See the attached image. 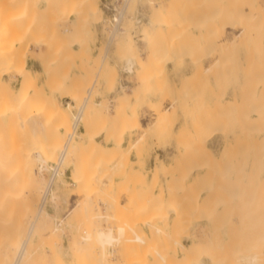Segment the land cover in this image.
<instances>
[{"label": "bare ground", "instance_id": "bare-ground-1", "mask_svg": "<svg viewBox=\"0 0 264 264\" xmlns=\"http://www.w3.org/2000/svg\"><path fill=\"white\" fill-rule=\"evenodd\" d=\"M21 1L22 0H0V76L2 77L3 87H5V90H6V92H5V90H3L4 92H3L2 98L3 97L6 98V99L3 98L4 99L3 102L6 101V103H7V109L0 112V123L2 124V122L6 121V120L14 119V116L17 113L21 112L27 106H28V108L25 109L24 111L30 110L29 107L31 106L30 113L32 112V114H29L30 116L36 115V114H43L42 116L45 115L47 118L50 119L49 120L50 123L54 122V123H52L53 125L56 123H57V125L62 124L61 123L62 121L65 122V125L66 124L68 125L67 122H69L72 119L74 120V123H73V121L72 122L70 121L71 123H73L74 126L71 125V123H70V125L73 126L74 128H73V130H72V127H71V129L68 128V131H69V129H70V131L66 132L67 133L66 134L67 141H65L66 140L65 139L64 140L65 143L62 142L61 146H63V147H60L61 153H60V155L58 154L59 156L57 155V159L53 158L55 156V154H54L55 149L54 148L57 145L59 146L61 144V141L59 142L60 144H58V143L54 144V141H56L55 140L56 138L58 139L59 137H61L60 135L57 136L58 134L56 133V132H59V131H57L59 129L56 130L55 125H54V129L50 128L53 125L52 126L50 125L49 128H48L49 125H46V127H45L43 124H45L47 119L45 120V122H43V124H40L41 128L40 127L37 128V129H39L38 131H41V130L45 131L44 129H46L47 131L49 129L54 130V131H52V133H50V130H49V132H47V134H44V136L57 134L55 137H51V139H48V137H46L47 139L46 138L43 139L42 136H41L42 138L33 139L36 141V144L34 142L35 145H33V147L31 146L32 152H34V155L38 159H40V161L42 163V165L40 166V171L49 162H57L58 166L60 165L61 168H63L62 167L63 164L66 163L65 162L66 155L69 154L68 152H71L73 150V148L76 147L75 148L76 151L73 150L75 153L74 160L72 162L74 164V168H73V170H74L73 175L74 176L71 174V180L73 183L77 182L78 184H80L79 183L80 181H81V183H84L82 180H86V179L81 178V175L84 174L83 177L85 178V175H87V180L89 181L87 183V180H86V182L84 184H89V183H92L93 185L97 184L98 182H96V181H98L99 178L101 177V175L98 174L99 169L97 168V166L102 167L103 169H104V167H106L108 165H113V167H115V168H119L120 166H123V169L125 170V166L122 164V162L119 158V156H120V154H122V152H123V154L121 156H123V158H124L125 157L124 155L126 154V158H127V159L124 158L127 161L126 165L128 166V168L126 169V174L130 170H131L130 172L133 173V170L135 168H133L131 166L132 163H131L130 156L128 155L129 153L127 154L124 151H121V148H123L124 145H122V144L121 145H115L113 147L109 146V148H107L108 146H105V148L108 152V154H107V152L105 153V155H106L105 156L103 154L104 152L102 150L101 151L98 150V149H103V146L99 142L98 135L103 134V137H107L108 135H105V131L110 130V129L111 130L113 129V131H115V132L118 131L117 133L119 134V132L122 131L119 129H123L124 126L126 127L125 124H124V126H121V124H123L125 122L124 119H126V120L128 119L129 114L127 116L124 113H122L121 111L125 112V109L123 108L124 106L125 107L126 106L131 107L133 105V103L136 102V100L138 98H140V96L142 94L139 95L137 93L136 89H131L130 92L124 91V92H121L120 94L118 93L119 95L116 96V99H115L116 103L113 104V109L115 108L116 112H120V113H116L117 115H119V118H120V116L122 117V115L126 116L125 118L122 117L123 120H121L122 118L117 119L118 118L117 116L115 118L114 116L116 114L109 112L108 114H109V116L110 115L111 116L106 117V119L107 118L108 119L103 121L101 118H102V116L104 117L105 114L103 115V114L97 113V114L102 115V116L100 117L98 115V117H96L97 115L96 116L93 115V121H94V118L96 119L93 124H95L96 126H99V124H102L100 126L107 125L108 129H106L104 132L99 131V130H98L99 132H94L95 129H93V125H92V123H91L92 121H91L89 123H91L90 126H92V127L89 126L90 128H88L87 123L85 126L88 128L87 131L85 132L86 139L85 140H83V139L78 140L77 139L80 137L82 138L81 133H84V131L77 132L76 127L79 124V122L83 120V117L86 113V110L88 109L87 106L89 104V96L91 95L92 92H90V94L88 93L89 95L88 96L86 95V97L84 99H82L83 101L81 104H79L78 106L76 105L75 100L79 99L76 91L78 90V88L81 87L82 81L87 77L91 68H89V66H90L89 64H88L89 66L84 64L85 63L84 61H86V57H84V58L80 57L79 58V55L82 52H84V50L82 51V48H80L81 49L80 52L81 51L82 52L77 55V50L79 48L75 45L79 43L78 40L81 37L79 36V38L77 37V39L75 37L77 36L76 33H78L80 28H81L82 21L80 18L84 17L85 19H82L83 21L92 22L93 20H95L97 18L99 20H101V18L104 16V15L102 16V13L105 11L103 10L102 6L99 4V0H33V2H32V0H28L27 3L25 2L26 5H25V7H23L24 9H21V7H19V5L22 6L20 4ZM30 1H31V3H28ZM130 1L131 0H126V3L124 4L123 8L120 9L121 12L119 14L114 15V18L112 19L114 21V26H115L114 31H118V32L120 31L121 33L127 32L129 27H127L123 24V17H125V12L128 8ZM179 1L180 0H148V4H149L151 9L154 10V9H157L159 6L162 7L161 12L159 11L160 13H157L156 10L154 11L158 15H160V16L162 15V16L161 17L159 16L160 22H155V20H154V21L150 22L149 25L145 24L146 26H144L142 28V31L140 32V37H139L140 39L146 38V40L149 44L148 60L149 61L152 60L151 62H153L154 59H157L155 57L158 56L157 54L160 51L163 53L162 48L164 45L161 46V49L159 48L160 47L159 45L163 42L165 37L169 36L170 41L168 40L169 38L166 41L170 42V44L165 45V47L168 46L167 47V49H168L167 54L169 53V55H170V56L168 55L170 57V59L167 62H171L173 64L174 73L176 75H178L177 76L178 80L180 79L179 83L178 82L174 83V84H176V86H179L180 84L182 85L184 82H182L181 80L185 79V81H186L187 79H189L190 76L194 75L195 72H197V73L202 72L203 73V70L205 72H208L211 69L213 71V69L216 68V66H217V68L221 69V72H223L222 70L226 69L229 66V62H230V64H232L231 61L227 62V59H226V62H223V58L224 57L226 58L225 55L227 54V50L229 49V47H231L233 45L236 46V43H238V41H239L236 38L240 37V35L243 32V30L242 31L239 30L236 33L234 32L235 35L238 36V37L234 36L235 38L232 37L233 35L231 36V39H230V36H228L229 38L227 37V35L230 31L229 28H234L237 24V23L234 24L235 20L238 19V17L236 16L237 19L236 18H235V20L233 19L234 22L231 20V16L229 15L230 10L227 6H225V7L228 9H225V7H224V9L226 11H224V9H223L222 12H221V10L219 11L220 7L212 8V10L214 9L215 12L213 11V13H212L213 15L210 16L211 18L209 20L204 18L205 15L202 16V14H200V17L201 16L203 17V18L201 17L202 18L201 20L196 18V20L193 19V21H192V19H191V22H193V24L187 25L188 21H186L187 19H185V17H184L185 15L181 11L183 9H181V7H180V9H179V7H176V9H175V6H176L175 4L178 3ZM198 1H200V0H198ZM41 2L47 4V6H37ZM193 2H194V0H193ZM197 3H199V2H197ZM232 7H230V9ZM182 8H184V7H182ZM235 8L233 7L231 10H233ZM197 9H199V7ZM216 9H218V11ZM236 9H239V10H237L239 15H240V13L243 12L242 8H236ZM236 9L234 11H236ZM97 10H99V14L96 15L97 18L94 17L95 18L94 19L93 16H95V15L93 13ZM158 10H159V8H158ZM199 10H202V11H200L202 13L206 11V9H205V11L203 9H201V7ZM212 10L208 9V14L207 13H205V14H207L208 16L211 15V14H209V12H212ZM187 12H188V8H187ZM72 13L78 14L77 15L78 18L76 16L70 18V15ZM180 13H182L184 16L181 15ZM192 13H193V11H192ZM226 13H227V15H226ZM190 14H191V12H190ZM79 15L80 16L82 15V17H80ZM189 15H187V13H186L187 17ZM228 15H229V17H228ZM159 17H157V18L155 17V18L158 19ZM181 17L182 18L184 17V19H185L184 22L187 24H185L182 20H180ZM190 17H188V19ZM194 17H195V15H194ZM161 19H162V21H161ZM177 20H180L181 23L183 22V25L185 24L184 26L182 25V29L186 32V34L184 32L185 35L183 37L181 36L182 38H180V36L178 34V33H180V30L179 29H178L179 31L177 30V28L179 26V24L177 23ZM197 20H199V21H197ZM239 20H242V19L240 18ZM104 21H105V19H104ZM108 21L111 22V20H109V16H108ZM129 21L131 23L134 22V21L132 22V20H129ZM196 22H198V24H196ZM19 23H20V25H19ZM48 23L51 24V26ZM60 23H64V24H66L64 26H68V28L67 29L65 28V29L67 31H69V35H70V31L71 32L73 31V33L76 34L74 36V39H76L77 41L74 42L73 44L70 43L71 44L70 45L66 39V42L68 43V47L70 48L69 52H72V53L76 52V53H74V55L77 56L75 60L73 58L74 62H71L70 63L71 65H66L67 63H69L68 58H67L68 55L66 56L67 62L65 59H64L65 61L61 60L62 54L64 56V52L62 49H61L62 50L61 58H57L56 56L55 57L51 56L50 51L52 52V50H51V46H49V45L48 46L50 48H48L46 50L47 51L49 50L48 54H50V55L47 54V51L44 52L43 48L38 47V50H40V52L37 50H36L37 51L36 52L32 49L33 45H37L35 42V39H37V38L41 39V37L45 35L44 33L46 32L45 30L47 28V27L44 28V26H46L45 24H47V26H49V27H51V29H53L52 24H53V26L55 25V28H56L58 24L61 25ZM181 23H180L179 28L181 27ZM240 23H241V21H240ZM126 24H127V22H126ZM16 25L18 27H16ZM132 25H134V24H132ZM175 25H177V26H175ZM236 27H242V26L240 25V26H236ZM236 27H235V29H237ZM257 27L259 29L257 30V28H256L257 31H256L255 36H254L255 37V43H254V47H253L254 50L253 51L250 50L251 52L254 53V54L252 53L253 55L251 57V60H252V67L254 66L253 69L254 68L256 69L255 70L256 72H253L255 75L252 74V77H254V76L257 77L255 81L254 80L250 81V79H248L250 82H247V81L243 80L244 78L242 76L243 75L242 73H244V72L242 70V66L244 64H242V65H240V67H241L240 70L237 71V76L235 78H233V81L231 82L232 83L231 90L224 89L225 91L221 90L219 92V90H215V87L212 88L213 86L211 87V85H210L209 89L212 88L213 91H211V92H213L215 94L210 92L212 95H209L207 97L208 94L206 93L207 95H204V96H206L205 98H199V96L193 97L195 99L199 98V101H198V99L192 100V97H191L192 102L190 103L187 101V98H188L187 96H185L186 99L183 101L179 100V98L177 96L172 98V99H168V101L169 100H172V101L171 102L169 101L170 103L168 102L167 104L164 105L163 111L165 110V112L167 111L170 115L172 114L175 117V118L173 117V119L178 120L179 117L181 116V120H182L181 124L178 127V131H177L178 133H176V139L171 141V142H166V144H164V145H166L165 148L168 149V151L170 152L169 154L171 155V159L168 161L167 160L164 161L163 159H161L162 157L160 158L159 155L156 156V158H157L156 164H154L150 169H145L146 173H142V172L140 173V170H137L138 168H136V172L137 171L138 172H137V174L135 172L134 173L138 176L140 175L141 176V177L139 176L140 178H142V176H145V178L143 177V181L138 184V188H134L133 186H131V190L129 193H131V191H132L131 195L133 194V197H134V196H136V195L138 196L140 194V193L134 194L136 192V190H137V192H138V190L143 191L144 194L141 192L142 196L144 195L143 202L139 203L138 205L136 204L137 207L134 206L135 210L130 208V203H128V205H129L128 207L131 210H134L133 214L131 213V210L129 209L127 213L124 212L125 213L124 216L121 213L123 218L118 220L119 217H117V219H116L118 221L117 224H114L113 226L111 225L107 229H100L98 231V234L96 236L98 237L97 240L100 241L101 244L100 243L99 244L102 247H105L108 245H110V246L119 245L120 246V244L122 246V244H126V243L128 244L129 243V246H128L129 249L127 247H125V245H123L126 248V251L131 250L130 247L133 248V250L131 252L135 253V255H137V256H135L133 254H132V256H134L136 258L138 256L139 257L142 256L141 258L142 259L144 258V260H143L144 264H190L191 262H195V256L194 255L196 253L198 254V252L206 253L204 255L210 260V262L212 264H237V261L240 259L245 260L248 264H264V226L255 224L256 222L260 223L262 219H260V221H259V220L255 219V217H254V215L256 216V218L258 216L257 215L258 213L256 211L258 209V206H257L258 202L257 201L259 199H257V200L255 199V201L257 202V205H256V202L254 201V199L251 201V202L254 201L255 203L253 202V205H256L253 207V209L257 208L255 211L256 213L254 212L255 214L252 212L254 210L251 211L252 208L250 206L248 208V205H247V208L250 211L248 213L254 214L253 216L252 215L250 216L247 213H245V211H246L245 209H247L245 206H244V208H241V206L240 207L237 206L238 204L236 205V207H234V208L232 207L231 210H230V208H229V210H225L224 208H226V206H227L225 204L226 200L227 199L230 200V198H231V197L228 198L229 193H231V191H229L230 185L227 186V184H226L227 182L230 181V178H228L230 176V175L228 176L229 168L227 170L228 172H226L224 170V168L220 169V170H222V171L224 170L226 172L225 174L222 175L221 174L222 171H220L221 175L218 174V175H220L218 178H220L221 180H222L221 176L224 177L223 178L224 180L221 181L222 183H220V180L216 177L215 173L210 174L208 172L210 174V176L208 175L209 177L207 178V174H206L207 168L209 169V167L216 166V164H218V163L220 165H222V162H224L223 160L227 156L226 153L230 152L231 149L227 150V148H229V145L231 144L230 143V140H231L230 134L227 131V129L224 128V126L219 127V126H216V124L214 126L213 123L210 124L212 126V128L208 129L209 132L207 134H204L205 132L202 133V131H205L204 127L201 129L202 124L211 122V120H209L211 117H213V118H211L212 120L216 117L214 119L215 120L214 123H216V119L217 118L219 119L218 115L220 113L221 114L224 113L223 117H225V119H226L229 116L227 114V112H228L227 108L230 107V106H227V103L229 101L231 102L232 105L236 104V107L238 106V108L240 109V111L239 110H237V111L240 112V117L242 118L243 122L238 124V125L235 124L236 130L235 129L234 130H235L237 142L239 141V143L236 142L237 144H234L232 147H233L234 151H235V149H234L235 145L237 146V147L235 146L236 149H238V146H239V149L241 148L240 149L241 154H240L239 158H241L242 162L245 161V163L241 169V175H240V177L239 176L238 177L240 178V183H244V182L246 184L249 183V185H250L249 188L252 191L250 190V192H249V190H248V195L254 194V196H252V197L256 198L257 196H255V195L258 192L261 193L262 190L264 191V127L263 126H262L263 128L261 127L263 130H261L259 133H258L257 129L255 128L257 126V128L260 129V127H258L259 126L258 123L261 124V122L264 121V95L262 93H261V95H255V93H256L255 90L257 89V85L264 82V76H262V75H264L263 74L264 73V70H263L264 69V44H263L264 41H263L262 35H261L262 32L260 33V31H259L262 29V27L258 26V25H257ZM260 27H261V29H260ZM194 28L198 29V30H199V28L200 29L205 28V30H202V32H200V31L198 33L195 32V35L197 36L196 41L193 40V39H195L196 36L192 35V36H194V38H193V37H191V33H190L191 32L190 30H193ZM173 29H175L174 31L177 30L178 33H174V31H172ZM242 29H245V28H242ZM61 30H59V31H61ZM66 30H65V32H66ZM54 31H56V30H54ZM232 32L233 31L231 29L230 35L232 34ZM247 32L249 33V31H247ZM49 33H52V32H49ZM49 33H47V34H49ZM61 33L63 34V31H61ZM181 33H183V32H181ZM199 33H200V38H199ZM246 33L244 34L243 37L246 36ZM52 34H54V33H52ZM112 34H114V32ZM192 34H194V33H192ZM63 35H65V33ZM71 36H73V35H71ZM45 37H47V39H48V36H45ZM56 37H57V35L54 36V39ZM110 38L113 39V37H110ZM245 38H247V37H245ZM50 39L51 38L49 37V40ZM71 39H73V38L71 37ZM71 39H70V41H71ZM39 41H38V44H39ZM132 41H133V36H131V34H127L126 42H123L124 45L122 42H121L122 44L121 43L118 44L120 41L117 39L118 43L117 42L116 43L118 44V46L121 45V47H120L121 49H119V51H120L119 52V58L134 59L133 54L136 52L135 50L137 47L133 44ZM166 41H164V42L168 43ZM82 42H81V44H82ZM46 44H47V42H46ZM53 44H54V42L51 43L50 45H53ZM60 45L65 48L64 45H62V44H60ZM205 45L207 47H209L206 50H205V47H206ZM68 47L66 46L67 49H68ZM177 47L182 48V49L178 50ZM107 48H108V46H107ZM231 49H230V53L232 52ZM64 50H66V49H64ZM53 51H55L54 48H53ZM55 52L57 53V51H55ZM72 55H70V56L72 57ZM74 55H73V57H75ZM168 56H167V58H168ZM30 57H36L39 60L40 65H41V70L39 69L40 71L33 70L32 68H30L28 66V59ZM58 57H60V56H58ZM101 57H102L101 55L100 56L94 55L92 57V62L96 63V65H94V67L92 66V69L95 73L94 75H96L97 78H101V77L106 76L105 75L106 73L104 72V65H105V63H107L106 62L107 56H104L103 58H101ZM164 57L166 59V56H164ZM209 57H211L212 60L210 62L205 61ZM162 58H163V56H162ZM143 59H142V62L140 63V59L139 58L137 59V55H136V59H134V60L138 64V69H139V66H141V65L145 66V63H144L145 60H143ZM161 60L158 59V61H161ZM247 60H249V59L247 58ZM251 60H249V62ZM240 61H241V59H240ZM156 62H157V60H156ZM246 62L248 63V61H246ZM159 63H157V64H159ZM81 64L82 65L84 64V65L82 66V68L80 70H77L76 66H78V65L81 66ZM110 64H113V63L111 62ZM152 65L153 64H151V66ZM154 65H155V63H154ZM245 66H246V64H245ZM113 67H111V68L113 69ZM252 67H250V68H252ZM142 69L144 70L145 67ZM114 70L116 71L117 69L114 68ZM188 70H189L190 74H188ZM218 70L219 69H217L215 75L217 74ZM262 70H263V72H262ZM109 71H110V69H109ZM115 71L113 72L114 75H116V73H117V72L115 73ZM214 71H215V69H214ZM228 71H229V69H228ZM142 73L144 74V71H142ZM90 74H91V72H90ZM222 74H224V73H222ZM44 75H46V77L41 78ZM248 77L251 78V76H249V75H248ZM214 78H216V76ZM66 79H68V80L70 79L71 82L68 83ZM218 79H220V78H218ZM17 81H18V86L16 87ZM87 85H89V84H87ZM150 85L151 84H149V86ZM181 85L179 86L180 88H181ZM0 86H1V83H0ZM184 86L186 87V85H183V89L185 90ZM44 88H48L49 92H46L47 90L42 91ZM90 88H92V87L90 86ZM217 88H218V85H217ZM66 89L67 90L71 89V90L75 91L76 93L71 91V90L70 91L68 90L70 93L73 92V94L71 93L70 95H66V98L68 97V100L65 103H61L59 100H57L56 102H54L55 100L53 102H51L52 97H53L52 96L53 92H60V91L66 92L67 91ZM149 89H151V88L149 87ZM91 90H93V89H91ZM179 90L181 91V89H178V90L175 89L176 92H174V93L179 92ZM214 90L218 91L219 93L215 92ZM206 91L209 93L208 90H206ZM64 92H62V93L64 94ZM153 92H155V91H153ZM4 93H6V94L4 95ZM162 95H164V93ZM173 95H175V94H173ZM200 95H202V94H200ZM160 96H161V94H160ZM189 96H190V94H189ZM168 98H170V97H168ZM131 99H135V101L131 102ZM147 99H149V98H147ZM1 101H2V99L0 100V102ZM93 101L90 100L91 104H94V102H95L94 106L103 105V104H101V100L94 101V102ZM247 104H249L251 106V108L248 106V108H249L248 111H246L248 108H246V110L244 109V107L247 106ZM38 105L41 107H39ZM159 105H160V103L158 104V107L162 106V104L160 106ZM34 106L35 107L38 106V107L33 109ZM103 106H105V105H103ZM155 106H157V105H155ZM0 107H2V106H0ZM75 107L77 109L76 112L73 111V109ZM100 107H99V109H100L99 112L102 111ZM106 109L107 108L105 106V110ZM88 111H91V109ZM97 111H98V109H97ZM97 111H95V112H97ZM129 111L132 112L131 110H129ZM27 113H28V111H27ZM160 113H162V111H160ZM22 114H23V111L21 112V117L23 118L25 116V114H23L24 116ZM120 114H122V115H120ZM214 115H215V117H214ZM18 116H20V115H18ZM45 116H44V118H45ZM106 116H108V115H106ZM16 117H17V115H16ZM130 117H133V116L131 115ZM171 117H169V118L171 119ZM136 118H134V119L136 120ZM138 118L140 120V117H138ZM207 118H209V119H207ZM88 119H89V117H88ZM157 119H158V117H157ZM163 119H160V120H163ZM220 119H222V117H220ZM236 119H238V118H236ZM57 120L59 123L57 122ZM60 120H62V121L60 122ZM155 120H156V117H155ZM205 120H206V122H204ZM207 120H209V121L207 122ZM20 122L21 121L19 120V122H18L19 125H20ZM84 122H85V119H84ZM127 122H129V121H127ZM154 122H156V121H154ZM227 122L226 121L224 122L227 125V126L225 125V127H228ZM221 123H222V121L220 122V124ZM27 124H24V126L26 127ZM37 124H38V122H37ZM130 124H131V122H130ZM5 125H4V127H2L3 125L0 126V128H5ZM32 125H35V123L34 124L32 123ZM100 126H99V128H101ZM128 126H130V125H128ZM7 127H11V126H9V124H8ZM251 128H254V130L253 129L251 130ZM8 129H10V128H8ZM8 129H7V132H9ZM15 129H14V132H16ZM17 129L20 132L19 129H21V128H17ZM35 130H36V128H35ZM66 130H67V126H66ZM139 130H141V129H139ZM170 130H169V132H170ZM22 131L23 130H21V132H20L21 134L20 133L19 134L24 138L25 136H23V135H25L26 133L23 134L24 131H23V133H22ZM43 131H41V132H43ZM2 132H6L5 129L2 130ZM63 132H65V129L63 130ZM115 132H113L114 135L112 137L119 136ZM36 133H38V132H36ZM48 133H50V134H48ZM110 133L113 134L112 132H110ZM121 133H123V132H121ZM1 134H3V133H1ZM19 134H17L18 136H16V137H18V140L21 137V136L19 137ZM28 134H29V130H28ZM59 134H61V133H59ZM107 134H109V133H107ZM145 134H147L145 132V129H142V132H140L139 136H137L138 140L137 141L133 140L134 142L132 141V143L129 145L130 147L128 146V149L136 146L137 145L136 143H138V141L142 137L144 138V136H146ZM174 134L175 133H172V135H171V136H173V138H175ZM216 134H220L222 136L221 140L223 142L222 147L218 152H216L214 147H212L209 144L210 138H212ZM4 135H6V134H3V137L5 138ZM27 136L28 135H26V137ZM16 137H15V140L17 139ZM22 137L20 140H23ZM29 137H30V135H29ZM108 138H110V137H108ZM45 139L48 141H45ZM198 139H201V141L198 143L197 142L195 143V140H198ZM15 140L13 138H5L4 143H1L3 141L0 139V147L4 148L3 151L0 149L1 150L0 151V264H11V262H12V264H21V262L23 261V258L26 254L27 249H28L27 246L29 245V237L27 236L28 238L25 237L26 239L22 240L16 236L18 232H21L23 230L25 231L24 225H22L21 221H18L17 218H18L19 214L21 215V212L23 213L22 208L29 205V203L31 204V197L34 195L39 196L36 192H34V190L37 191V189H33L29 186L28 179L30 178V176L25 173V164H26L25 158L27 157L26 155H25V157L23 156V152L26 148L25 144L24 143H22V144L15 143L14 142ZM58 140H60V139H58ZM61 140L63 141V139H61ZM74 140H75V144H74L73 148H71V145H72L71 143ZM99 144H100V146H102L101 148H98ZM238 144H240V145H238ZM30 145H31V143H30ZM17 147L18 148L23 147L24 148V150H22L23 152L21 151V153H20V149H18ZM230 147H231V145H230ZM77 148H79V149L77 150ZM247 148L250 149L248 152H247ZM16 149H17V152H16ZM27 149H29V148H27ZM233 150L231 151V153H233ZM25 154L28 155L27 150H26ZM112 156H116V157L113 158ZM234 157H236V156H234ZM111 158H113V162H110ZM227 158L230 159L229 154H228ZM17 159H18V161H17ZM228 159H225V160L227 161ZM138 160H140V158ZM140 162L144 163V161H141V160L139 161V163ZM228 162H230V161H227V163ZM242 162H241V165H242ZM142 166L143 165H141V168H142ZM228 166H229V164H228ZM235 167H236V165H235ZM102 168H100V169H102ZM107 169L110 170L111 168L107 167ZM210 169L208 171H210ZM226 169H227V167H226ZM103 171H106V168ZM217 171H219V169ZM204 173L206 175H204ZM234 175L236 176V171H235ZM201 176H206L205 180H203L204 178L201 179ZM214 177H216L217 179ZM106 178L108 180H110L112 177L110 178V176H107ZM162 178L166 179L165 184H162L160 182V180ZM235 178L237 179V176ZM227 179H229V180H227ZM223 181H225V182H223ZM234 181L235 180L233 178L232 182L234 183ZM115 182H116V180H115ZM101 184H102V182H101ZM103 184L105 185L107 183L105 182ZM103 184H102V186H104ZM116 184H118V183H116ZM219 184H221L223 186L226 185V186H224L222 189H219L221 187ZM235 184H231V185L235 186ZM43 185H44V183H43ZM93 185H90L89 189L88 188L85 189V187H84V191L87 190V193H88V191H90V188H93L92 187ZM107 185H109V184H107ZM218 185L220 187H218ZM44 186H46V185H44ZM156 186H158L157 189H155ZM238 186L241 189L242 185L238 184ZM78 188H79V186H78ZM120 188H121V186H120ZM123 188H125V187H123ZM123 188L120 191H126L127 190V189L123 190ZM232 188H234V187H232ZM232 188H231V190H232ZM235 189H233V190H235ZM245 189H247V188L245 187ZM40 190H42V189H40ZM108 190H110V189L108 188ZM103 191L106 192V190H103ZM241 191H239V193ZM236 192L237 191H235V193ZM85 193L86 192H84V194ZM100 193H101V191H100ZM122 193L129 194L128 191L122 192ZM235 193H234V195H238ZM246 193H247V191L244 192V195H246ZM40 194H41V192H40ZM91 194H92V191H91ZM219 194L223 195V197H224V198H222V201H224V199L226 198L224 201L225 203L223 202V204L221 205V207L224 205H225V207L224 208L222 207L223 209L221 208L222 210L218 214L215 213V214H217L215 216L212 213L210 214V212H211V210H210V212L208 214L212 215V217L208 216L205 218H201L202 220H204L203 224L201 226V233L198 234L197 232H195V231L193 232V230H192L193 233H191V235H189L190 242L188 244H186L183 241L180 242L179 240H177V237H175L176 240H174L173 242L177 243V245L179 247H181L182 253L179 255L172 254L171 250H170V246H168V244H166L167 243V241H166L167 240V238H166L167 234L165 236L166 231L164 230L167 227V219L168 218L166 219L167 216H165V214H164L168 211L167 209H169V210L174 209V211H172L171 213L173 214L174 217H176V219L180 220L181 213H183V211H182L183 203L186 204L188 202V204H189V202H190L193 204V205L191 204L192 206L196 205L195 210L198 209V211L199 210L201 211L202 207L209 204L208 202H206L204 200H207L210 202V200L214 199V197L215 196L217 197ZM241 194H243V193H240L239 196H241ZM106 195H108V194H106ZM244 195H243V197H244ZM261 195H263V194H260L258 196H261ZM40 196L42 197L43 194H41ZM127 196H129V195H127ZM41 197H40V199H41ZM263 197L264 196L261 197V200ZM113 199H116V198H113ZM201 199H202V201H204L203 204H205V203H207V204L203 205L201 203L202 202ZM245 199H248V198H246V197H244L243 199L241 198L242 203H243V200H245ZM133 200H137V198L133 199ZM220 200H221V198H220ZM233 200L236 201V199H234V198H233ZM241 200H240V202H241ZM249 200H250V197H249ZM43 201H44V199H41V203L39 202L40 208L38 207L39 208L37 211L38 213H37L36 217L34 216L35 218L32 220L31 224L29 225V230H28L29 236L32 235L31 234L32 232L34 233L33 230H35V228H36V225L38 223L40 215L44 212ZM199 202L202 204L201 207L200 206L197 207L199 205L198 204ZM240 202L237 201L236 203H240ZM117 203L118 202H116V204ZM123 203H125V201L122 202V206H123ZM245 203H246V201H245ZM245 203H244V205H245ZM262 203H263V201H262ZM250 204H252V203H250ZM259 205H261V204H259ZM262 205H264V203ZM242 207H243V205H242ZM190 209H192V207H190ZM219 209L217 208L218 211H219ZM261 209H263V207L260 208V210ZM217 210L215 207V210L213 209L212 211L215 212ZM260 210L258 212L261 213L260 216H262L263 213ZM207 212H208V210H207ZM186 213H187V211H186ZM199 213L200 212H198V215H199ZM201 213H203V212L201 211ZM182 215H184V213ZM190 215H192V214L190 213ZM145 216H147V219L144 218ZM204 216H206V215L204 214ZM186 218H187V216H186ZM258 218H261V217H258ZM174 219L175 218H173V220ZM192 219H195V218H192ZM179 220H174V221L179 222ZM184 220H185V217H184ZM190 220L191 219H189V221ZM252 220L254 221V223ZM197 221H199V218ZM178 222H176V225L178 224ZM199 222H198V224H199ZM181 223H183L182 220H181V222H179V224H181ZM187 223H189V222H187ZM262 223L264 224V221L261 222L260 224H262ZM168 224H170V223H168ZM193 224L195 225V224H197V222L193 221ZM178 228L181 229L180 225ZM186 230L187 229H185V231ZM176 231H179V230H176ZM149 233L153 234V236H154V234H157V233H158V235L162 234V236H161L162 238L160 240H156V242L150 247L147 245V243L149 241ZM158 235H156L157 239L160 238V237L158 238ZM89 238H90V235H89ZM164 241L166 243H164ZM171 241H172V239H171ZM20 244H21V246H19ZM18 246H19V248L21 247L20 249H18V252L19 251L20 252H19V254L17 253L18 255H15L16 258L15 257L13 258V252L16 250V247H18ZM171 246H173V245L171 244ZM134 248H136V249L138 248V249L142 250L141 254L139 253L140 251L134 252V250H136ZM116 250H117V248L115 247V251ZM124 251H125V249H124ZM131 252H129V253L131 254ZM109 253H110V255H112L113 251H110ZM130 254H129V256H130ZM197 254H196V256H197ZM199 257H201V256L199 255ZM115 259L118 260L120 258L118 257ZM10 260H11V262H10ZM129 260L131 261V259H129ZM113 262H114V264H116L115 262H117V261H113ZM119 262H117V263H119ZM138 263H136V264H138ZM120 264H121V262H120ZM128 264H129V262H128Z\"/></svg>", "mask_w": 264, "mask_h": 264}, {"label": "rangeland", "instance_id": "rangeland-1", "mask_svg": "<svg viewBox=\"0 0 264 264\" xmlns=\"http://www.w3.org/2000/svg\"><path fill=\"white\" fill-rule=\"evenodd\" d=\"M27 1L28 0H22L21 3H20L22 6L19 5V7H21V9H24L23 7H25ZM32 2H33V0H32ZM197 2H199V3H197ZM28 3H31V1L28 2ZM125 3H126V0H99V4L102 6L103 10L105 11V12L102 13V16L103 15L104 16L101 18V20H99L97 18V16H96V15L99 14V10H97V11H95L93 13L95 15V16H93V18L95 17L97 19L94 18L95 20H93L92 22L83 21L82 19H85V18L84 17L83 18H80V17H82V15L81 16L79 15L80 16L79 18L81 19L82 23H81V28H80L79 32L76 33L77 36L75 38L77 39V37L79 38V36L81 38H79V40H78L79 43L76 44L75 46H77L79 48L77 50V55L80 54L84 50V52H82L79 55V58L80 57H82V58L86 57V61H84L85 62L84 64L87 65V66L90 65L89 68H91V70H90L91 74L89 72V74L87 75V77L83 80L84 82L82 81L81 87L78 88V90L76 91L77 94H78V97H79L78 100H75L76 105L78 106L79 104H81L82 101H83L82 99H84L86 97V95L88 96L90 94V92H92L91 93L92 96L91 95L89 96V104L87 106L88 109L86 108L87 110H86V113H85V115L83 117V120L80 121L79 124L76 127L77 128V132L84 131V133H81L82 138L80 137V138H77V139L78 140H81V139L85 140L86 139L85 132L87 131L88 128L92 127V126H90L91 123L93 125V129L96 130V131L94 130V132H99V131L104 132L106 129H108L107 128V125L100 126L102 124H99V126L101 127V128H99V126H96L95 124H93L94 121L96 120L94 118V121H93V115L94 116L97 115L96 117H98L99 114H103V115L105 114L104 117L102 115H99L100 117L102 116L101 119L104 121V120H107L108 119V118L106 119V117H110L111 116V115L109 116V114H108L109 112H111L113 114L120 113V112H116L115 108L113 109V104L116 103V100H115L116 99V96H118L121 92H124V91L130 92L131 89H136L137 90V93L139 95L142 94L140 96V98H138L136 100V102H134L135 99H131V102L132 101L134 102L133 105L131 107L130 106H126V107L124 106L123 108L125 109V112L124 111H121L122 113H124L127 116L129 114L128 119L127 120L124 119L125 122L123 124H121V126H124V124H125L126 127L124 126L125 128L123 127V129H119V130H122V131L119 132V134L117 133L118 131L115 132V131H113V129L112 130L110 129L111 131L110 130L105 131V135H108V136L107 137H102V136L98 137L100 144L103 146V149H98V150H100V151L102 150L104 152V153L103 152L102 153L105 155V153L107 152L105 146H108L107 148H109V146L110 147H113L115 145H121V144L124 145L123 143H124V140H125V136L126 137H129V141H128L127 146L124 145V147L121 148V151H124L127 154L129 153L128 155L130 156V153L133 150H135L136 151V154L140 158V160L141 161H144V163H142V162L139 163L140 160L137 161V164L139 166L137 170H140V173L141 172L142 173H146V170L145 169H150L153 165H147L146 164V167H144L145 159H149V158H152L153 157V151L155 150V148H162V146L165 148L166 145H164V144H166V142H171V141L175 140L176 139V133H178L177 132L178 131V128H177V125H176L177 119H173L174 116L172 114L170 115L167 111L166 112H165V110L163 111L164 105L167 104L169 101L170 102L172 101V100H169L168 101V99H172V98H174V97L177 96L179 98V100H182L183 101V100L186 99L185 96H187L188 97L187 98V101L191 103L193 99L194 100L198 99V101H199V98H205L206 97L204 95H207L208 94L207 97L209 95H212L211 93H213V92H211V91H213L212 88H214V87H215V90H219V92L221 90H224V89L231 90V85H232L231 82L233 81V78H235L237 76V71L240 70V68H241L240 65H242V64H244L242 66V70L244 72V73H242L243 74L242 76L244 78L243 80L244 81H247V82H250V81H253V80L255 81L256 80V78H257L256 76L252 77V74L255 75L253 72H256L255 71L256 69L255 68L253 69L254 66L252 67L251 57H252V55L254 53L251 52V51L254 50V48H253L254 47V43H255V37L254 36H255L256 31L259 29L257 27V25L262 27V29L260 27V29L262 31L261 30H259V31H260V33L262 32L261 35H262V39L264 41V5H263L264 4V0H200V1L194 0V2H193V0H190V1L189 0H186V1L185 0H180L178 3L175 4L176 5L175 6V9H176V7H179V9L181 7V9H183L181 11H182V13H184L185 16L182 13H180V14L183 15L185 17V19H187L186 21H188V24L184 22L185 21L184 17L183 18L181 17L180 20H182L187 25H192L193 24V22H191V19H192V21H193V19L196 20V18L201 20L203 18L202 17L203 15H205L204 18H206V19L209 20L211 18L210 16L213 15L212 13L214 11V9L212 10V8H218V7H220L219 8V11L221 10V12H222V10L224 9V7L227 6L229 8V10H230L229 15L231 16V20L234 22L236 16L238 17V19L236 18L237 20H235V23L234 24L237 23L236 26H240V25L242 26V27H236L235 26L237 29H235V27L234 28H229V30L231 31V29H232L233 32L230 35V31H229L227 37L230 36V39H231V36L232 35H233L232 36L233 38L238 37V36L235 35V33L238 32L239 30H241V31L243 30V32L240 35V37L236 38V39L239 40L238 43H236V46L233 45V46L229 47V49H228L229 51L227 50V54L228 55L225 53L226 54L225 55L226 58L225 57L223 58V62H226V59H227V62L228 61H231L232 64H230V62H229V66L226 69H223L222 70L223 72H221V69L220 68H217V66H216V68L220 70V71L218 70V72H217L216 75H215V73L217 71L216 68H214L215 71H214V69H213V71L211 69L208 72H205L203 70V73L202 72L201 73L200 72L199 73L195 72V74L192 75V76H190L189 79L186 78L187 79L186 81H185V79H182L181 80L182 82H184L182 85L180 84L181 85V88L179 87L180 85L179 86H176V84H174L175 82H178L179 83L180 79L178 80V77H177L178 75L174 74V70L171 69V66L169 65V62H167L170 59V57H169L170 55H169V53L167 54V51H168L167 47L168 46L165 47V45L166 44L167 45L170 44V42L166 41L169 38V36L165 37V39L162 42L163 44L161 43L159 45L160 46L159 47L160 49H161V46L164 45L163 48H162L163 49V53L160 51L157 54L158 56L155 57L157 59H154L153 62H151L152 60L151 61L148 60V57H149V55H148L149 44H148L146 38H143V39H140L139 38L140 37V32L142 31V28L144 26L149 25L150 22H152L154 20H155V22H160V17L162 15L160 16L157 13H160L161 12L162 7L159 6L158 7L159 10H158V8L153 10V9L150 8V6L148 4V0H131L129 2L128 8H127V10L125 12V17H123V24L125 26L129 27L128 30H127L128 33L127 32L126 33H121L120 31H119L120 32L119 33L118 31H114L115 26H114V21L112 19H113V17H114L115 14H119L121 12L120 9L123 8V6H124ZM37 6H47V4L41 2ZM232 6L234 8L235 7L236 8H242V11L243 12L241 11L242 13H240V15H239V13L237 12V10H239V9H236L235 8L236 11H234L235 9L231 10L233 8ZM182 7H184V8H182ZM198 7H199V9L201 7V9H203L204 11L206 9V11L202 13V12H200L202 10L197 9ZM230 7H232V8L230 9ZM187 8H188V12L189 13L187 12ZM228 8L225 7V9H228ZM208 9L212 10V12H209V14H211L209 16L207 15L208 14ZM225 9H224V11H226ZM155 10H156L157 13L154 12ZM216 10L218 11V9H216ZM192 11H193V13H192ZM190 12H191V14H190ZM186 13H187V15L190 14L188 16V17L191 16L189 19L186 16ZM205 13H207V14H205ZM200 14H202V16H201L202 18L200 17ZM77 15L78 14L72 13L70 15V18L71 17H74V16H76L78 18ZM194 15H195V17H194ZM226 15H227V13H226ZM229 15H228V17H229ZM108 16H109V20H111V22L108 21ZM155 17L156 18L159 17L158 18L159 20L156 19ZM103 18L105 19V21H104ZM240 18L242 20H239ZM128 19L129 20H132V22L133 21L134 22L131 23ZM180 20H177V23L179 24V26H180V23H181ZM161 21H162V19H161ZM197 21H199V20H197ZM240 21H241V23H240ZM126 22H127V24H126ZM183 22L181 23V27L179 28V26H178V28H177V30L178 29L180 30V33H178L179 30L178 31L176 30L177 32L174 31L175 29L172 30V31H174V33H178L179 36H180V38H182L186 34V32L182 29ZM60 24L61 25H59V24L57 25L56 24L57 25L56 28H55V25L53 26V24H52V28L53 29H51V27H49V26H47V24H45L46 26H44V28L47 27L45 31L47 33L52 32L54 34H52V33L47 34L45 32L44 33L45 35L42 36L41 39H39V38L35 39V42H36L37 45H34V46L43 48V51L44 52H46L47 51L46 49L50 48L49 46H51V50H52L53 53L50 51V54H51V56H53V57L56 56L57 58H61V54H62V50H63L64 56L62 54L61 60L62 61H65L66 60V62H67V58H68V62L69 63H67L66 65H71L70 63L71 62H74V60L76 59L77 56L74 55V53H76V52H74V53L69 52L70 51L69 50L70 48L68 47V43L67 42H69V44L70 43L73 44L74 42H76L77 40L74 39V36L76 34L73 33V31L72 32L70 31V35H69V31L66 30L68 28V26H64V25H66L64 23H60ZM132 24H134V25H132ZM196 24H198V22H196ZM19 25H20V23H19ZM49 25L51 26V24H49ZM177 25H175V26H177ZM16 27H18V26L16 25ZM63 28L64 29L66 28L65 29L66 32H65V30ZM242 28H245V29H242ZM256 28H257V30H256ZM54 30H56V31H54ZM59 30L63 31V34L65 33V35H63L61 33V31H59ZM202 30H205V28H202V29L199 28V30L194 28L193 30H190L191 31L190 32L191 33V37L194 38V36H196L195 35V32H197V33L199 31L202 32ZM247 31H249V33ZM113 32H114V34H112ZM181 32H183V33H181ZM184 32H185V34H184ZM192 33H194V34H192ZM245 33H246V36L245 37H247V38L243 37ZM127 34H131V36H133V41L132 42L137 47V48L135 47L136 48V50H135L136 52L133 54V58L136 59V55H137V59L138 58L140 59V63L142 62V59L143 58H144L143 60H145L144 61L145 66L144 65H141V66H139V69H138V64L135 62L134 59H125V58L123 59V58H119V52H120L119 49H121L120 48L121 45L118 46V44H120L121 42L122 43L123 42H126V36H127ZM56 35H57V37L54 39V36H56ZM71 35H73V36H71ZM192 35H194V36H192ZM45 36H48V39ZM49 37L51 38L50 40H49ZM71 37L73 39H71ZM110 37H113V39H111ZM196 38H197V36L193 40L196 41L197 40ZM199 38H200V33H199ZM66 39H67V42H66ZM70 39H71V41H70ZM117 39L120 41L119 43L117 42ZM168 40L170 41V38ZM38 41H39V44H38ZM52 41L54 42V44L53 45H50L51 43H53ZM164 41H166L168 43H165ZM46 42H47V44H46ZM81 42H82V44H81ZM59 43L62 44V45H64L65 48L63 46H61ZM123 45H124V43H123ZM66 46L68 47V49L66 48ZM107 46H108V48H107ZM53 48H54L55 51H57V53L55 51H53ZM80 48H82V51L81 52H80V50H81ZM208 48L209 47L206 46L205 47V50L208 49ZM64 49H66V50H64ZM181 49L182 48H178V50H181ZM230 49L232 51L231 53H230ZM48 51H47V54L49 53ZM39 52H40V50H39ZM50 54H48V55H50ZM72 54L75 57H73ZM70 55H72V57ZM94 55H99V56L101 55L102 56L101 58H103L104 56H107V61H106L107 63H105V65H104V72L106 73V74L105 73L104 74L106 76L101 77V78H97L96 75H94L95 73H94V71L92 69V66L94 67V65H96V63L92 62V57ZM58 56H60V57H58ZM66 56H67V58H66ZM162 56H163V58H162ZM164 56H166V59H165ZM167 56H168V58H167ZM73 58H74V60H73ZM247 58L249 60H251V61L249 62V60H247ZM158 59L159 60L162 59V60L161 61H158ZM240 59H241V61H240ZM156 60H157V62H156ZM211 60H212V58L209 57L205 61L210 62ZM110 61L113 64H110L111 63ZM246 61H248V63ZM133 62H135V65H132ZM154 63H155V65H154ZM157 63H159V64H157ZM151 64H153V65L151 66ZM245 64H246V66H245ZM83 65L81 64V66L80 65L76 66L77 70H80ZM131 66H132V68H130ZM111 67H113V69ZM144 67H145V69L143 70L142 68H144ZM250 67H252V68H250ZM114 68H116L117 70L115 71ZM109 69H110L111 72L109 71ZM123 69L128 70L126 72V74H123ZM228 69H229V71H228ZM263 70H262V72H263ZM114 71H115V73L117 72L116 75L113 74ZM142 71H144V74L142 73ZM222 73H224V74H222ZM247 74L249 76H251L252 79L250 77H248ZM213 76L214 77L216 76V78H214ZM262 76H264V75H262ZM44 77H46V75L42 76L41 78H44ZM218 78H220V79H218ZM248 79H250V81ZM66 80H67L68 83L71 82L70 79L69 80L66 79ZM0 83H1V86H0V90H1L0 91V95H1L0 96V100L2 99V101H1L2 103L0 102V106H2V107L4 106L3 108L0 107V112H1L3 110L7 109V103H6V101L3 102V100L6 99V98L5 97H3L4 99L2 98V95H3V92H4L3 90H5V87H3L2 77L1 76H0ZM263 83L257 85V89L255 90L256 91L255 95H261V93L264 95V93H263L264 92V84ZM87 84H89V85H87ZM149 84H151V85L149 86ZM183 85H186V87L184 86L185 90L183 89ZM210 85H211V87L212 86L213 87L209 89ZM217 85H218V88H217ZM17 86H18V81L16 82V87ZM90 86L92 88H90ZM149 87L151 89H149ZM91 89H93V90H91ZM175 89H177V90L178 89H181V91L179 90V92L174 93V92H176ZM45 90H47L46 92H49V89L48 88H44L42 91H45ZM68 90L70 91L71 89H68ZM206 90H208L209 93ZM67 91L66 92L60 91L61 93L60 92H53V94H52L53 97H52V101L51 102H53L54 100H55L54 102H56L57 100H59L61 103H65L66 100H68V97L66 98V95H70L71 93L73 94V92H75L73 90H71V91H73L71 93L69 91L68 92ZM142 91L144 93L145 92L146 93L144 94ZM153 91H155V92H153ZM5 92H6V90H5ZM62 92H64V94ZM215 92L219 93L218 91H215ZM163 93H164V95H162ZM5 94L6 93H4V95ZM160 94H161V96H160ZM173 94H175V95H173ZM189 94H190V96H189ZM200 94H202V95H200ZM213 94H215V93H213ZM198 96H199V98H196V99L193 98V97H198ZM168 97H170V98H168ZM191 97H192V100H191ZM147 98H149V99H147ZM90 100H92V101L93 100L94 101L101 100V104H103V105L106 106V108H107L106 110L108 112L105 110V106H103V105H100L101 107L99 105L94 106L95 105V102L93 101L94 104H91ZM159 103H160V105L162 104V106L159 105L160 107H158V104ZM249 104H247V106L244 107L245 110H246V108H248V106L251 108L252 105L250 104L251 105L250 106ZM155 105H157V106H155ZM234 105H232L230 101L227 103V106H230V107H228L230 110L227 108V111H228L227 114L229 116L226 119H225V117H223L224 113H222V114L220 113L218 115L219 119L218 118L216 119V123H214L215 122L214 119L216 118L215 115H214L215 118L213 120L211 119L213 117H211L210 119L207 118V119L211 120L210 123H205V124H202V126H201V129L204 127V130L205 131H202V133L205 132L204 134H207L209 132L208 129L209 128L210 129L212 128V126L210 125L211 123H213L214 126H215V124H216V126H219V127L224 126V128L227 129V131L230 134V137H231L230 143L231 144L230 143L229 144L231 145V147L229 145V148H227V150H229V149H231V150H230V152H227L226 153L227 156L229 154L230 159H228L227 156L225 157V159H228L227 161H230V162L227 163V161L224 159L223 161L225 163L222 162V165H220L219 163L216 164V166L218 168L216 166H212V167H209V169L211 168L210 171H208L209 169L207 168V170H206L207 172L206 171L205 172L207 174V178L210 176L211 173H215L216 174V177L218 178L221 174L223 175V174H225L226 172L229 171L228 176L229 175L230 176L228 178H230V181L231 182L229 181L226 184H227V186L230 185L229 191H231V193H229V197L228 198H230V197L231 198H230V200L227 199L226 200V203H225L224 201H225L226 198L224 199V201H222V198H224V197H223V195L219 194L218 195L219 197L218 196L217 197L215 196L214 199H212L213 201L210 200V202H209L207 200H204V201L208 202L209 204H207V203L203 204L204 201H202V199H201V201H202L201 203L203 205H206L207 204L206 206H204V207L201 208V211L203 213H201L200 210L198 211V209L195 210V208H196L195 206L196 205L192 206L193 204L190 203V202H189V204H190L189 205L188 202L186 201L187 203L186 204L183 203V208H182V211H183L184 215H182L183 213H181V218L179 217L180 220L179 219H176V217H174L173 214L171 213L172 211H174V209H172V210L167 209L168 210L167 211L168 213L167 212L164 213L165 216H167L166 219L168 218L167 219V227L166 228L164 227L165 228L164 230L166 231V232L164 231L165 232V236L167 234V236H166L167 243L165 241H164V243H166V244H168V246H170L171 253L174 254V255H179V254L182 253L181 247H179L177 245V243L173 242L174 240H176L175 237H177V240H179L180 242L183 241L186 244H188L190 242L189 235H191V233H193L194 231L197 232L198 234L201 233V226H202L203 221H204L201 218H205V217H208V216H211L212 217V215H209L208 214L210 212V210H211L210 214L212 213V214H214V216L217 215L225 207V205L222 206L223 208L221 207V205L223 204V202L227 205L226 208H224L225 210H229V208L231 210L232 207L233 208L236 207L237 204H238L237 206H239V207L241 206V208H244V206L247 208V205H248V208H249V206L252 208V209L250 208L251 211L254 210V211H252L253 213L257 209V208L253 209V207L256 206L257 205V202H258V205H257L258 206V209L256 211L258 213L257 214L258 215L257 218L254 215L256 212L254 214L248 213V212H250L248 210V208L245 209L246 211L245 210L244 211H245V213H247L250 216L251 215L252 216L254 215L255 219H257L259 221H260V219H262L261 222L264 221V215H263L264 214V211H263L264 210V205H262L264 203V197L261 200V197L264 196V191L262 190L261 193L260 192H258L259 194L257 193L258 195H260V194H263V195L258 196L256 194L255 196H257V197L254 198V197H252V196H254V194L253 195L252 194H249L248 195V190H249V192L251 190L249 188V186H250L249 183L248 184H246L245 182L244 183H240V178L239 177L241 175V169H242V166L244 165L245 161L242 162L241 158H239V156L241 154V151H240L241 148L239 149V146H238V149H236L237 146L235 145L236 147L234 146V149H235V151H234L232 146L234 144L239 143V141L237 142L235 130H236V125L242 123L243 121H242V118L240 117V112H239L240 109L238 108V106L236 107V104H234ZM38 106H36V107H38ZM36 107L34 106L33 109H35ZM39 107H41V106H39ZM99 107L102 110L100 112H99V110H100ZM27 108H28V106L25 107L22 110L23 111V114H25V116L23 114L22 115L25 118L24 117L23 118L21 117V112H22L21 111V112H19V113L16 114L18 118L15 115L14 116V119H10L11 121L10 120H6V121L2 122V124L0 123L1 124L0 126L3 125L2 127H4V125L6 124L5 125V128H0V130H1L0 131V139L3 141L1 143H4L5 138H13L15 140V137L18 136L17 134H19L21 132V130L24 131V133L22 131L23 134L26 133L25 135H23V136H25L24 137L25 139L20 135L21 134L20 133L19 134V137L21 136L23 140H20L21 137H20L19 140H18V137H16L17 138L16 139L17 141L15 140L14 142L15 143H20V144H22V143L25 144V147H26L25 150H24L23 147L22 148L21 147L20 148L17 147V148L20 149V153H21L22 150H24V152L22 151L23 152V156L25 157V155H26L28 157V158L27 157L25 158V160H26L25 173L30 176V178L28 179V184H29V186L31 188L37 189V191L34 190V192H36L39 195V196L34 195V196L31 197V204L29 203V205H27L26 207H23L22 208L23 213L21 212V215L19 214V216L17 218V220L18 221H21V224L24 225L25 231L23 230L21 232H18L16 236L19 237L22 240L29 237V245L27 246L28 249L26 251V254H25V256H24L23 261L21 262V264H112V263L114 264L113 261H117V262L120 261L121 264H123V263L124 264H128V262H129V264H131L132 262H133L132 264H136L138 262H139L138 264H144V262H143L144 258L142 259L141 258L142 257L141 255H140L141 257L138 256L139 258L138 257L136 258V257L132 256V254L135 255V253H132L131 252L133 250V248L130 247L131 250L126 251V248L125 247H127L129 249V247H128L129 246V243L128 244L126 243L127 245L126 244H122V246L120 244V246L122 248L119 245H117V246H110V245H108V246L102 247L100 245L101 244L100 241L97 240L98 237L96 235L98 234V231L100 229H107L111 225L113 226L114 224H117L118 223V221L116 220L117 217H119L118 220H120L121 218H123L122 215H121V213L124 216V214L127 213L130 208L134 209V206L137 207V205L139 203L143 202L144 195L142 196V194H141V192L144 194L143 191H139L138 190V192H137V190H136L137 193L135 192L134 194H139L140 193L138 196L136 195L137 197L136 196L133 197V194L131 195L132 191H131V193H129V192L131 190V186H133L134 188H138V184L143 181V177L145 178V176H142V178H140L141 177L140 175H139L140 177L138 175H136L137 172H138V171L136 172V168L134 169L135 171L133 170V173H131L130 172L131 170H130L126 174V169L128 168V166L126 165L127 164L126 163L127 161L125 159H127V158H126V154L124 155L125 156L124 157L125 159L123 158V156H121L123 154V152H122V154H120L121 157L119 156V158H120L122 164L125 166V170L123 169V166H120L119 168H115V167H113V165H108V166L104 167V169L102 167L97 166V168L99 169V170L97 169L98 172H99L98 174L101 175V177L99 178V180L96 181L99 184L97 183V184L93 185L92 183H89L90 185H93L92 186L93 188H90V191H88V193H87V190L84 191V187H85V189H87V188L89 189V186H90L89 184H84L86 182V180H87V175H85V178L83 177L84 174L81 175V178L86 179V180H82L84 183H81V181H80L79 182L80 184H78L77 182L76 183H73L72 181H70L66 177L67 174L68 175H71V174L73 175V171H74L73 170L74 164L72 162H73L74 156H75L74 151H76L75 150L76 147L73 148V146L75 144V140L71 143L72 145L70 144L71 145V148H73L74 151L72 150L71 152H68L69 154L66 155V160H65L66 163H64L63 166H62L63 167L62 169L66 170V174L64 172V174L60 175L58 181L55 183V186H54V189H53V193L51 195L52 198L47 202L46 206L44 207V212L40 215V218L38 220V223L36 225V228H35V230H33L34 233L32 232L31 233L32 235L29 236V233H28L29 232L28 231L29 230V225L31 224L32 220L36 217V215L38 213L37 211L40 208L39 205H40L41 199L43 197V196L41 197L40 195L43 194V190L45 188L44 185H46V183H47V181L49 179V173H47V172L45 173L44 172L43 174H41L40 166L42 165V163H41L40 159H38L34 155V152H32V147H33V145L36 144V141L33 140V139H35V138L38 139V138H42V137H43V139L46 138V137H48V139H51V137H55L57 134H58L57 136L60 135L62 138L59 137L58 139H60V140H58L56 138L55 139L56 141H54V144H57V143L60 144L59 142L61 141V144L59 146L58 145L55 146V148H54L55 149L54 151L56 153L54 152L55 156L53 158L57 159V155L58 154L60 155V153H61L60 147H63V146H61L62 145V142H64L65 139H66L65 141H67V137H66V134L67 133L66 132H69L70 129H71V127H72V130L74 128L73 127L74 126L73 125L74 120L73 119L70 120L71 122L73 121V123H71L70 121L67 122L68 125L67 124L65 125V122L62 121V120H60V122L62 121L61 122L62 124H58V125H57V123L54 124L56 126L55 129L56 130L59 129V130H57L59 132H56L57 134L54 133L55 135L52 134L53 136L52 135H48V136L45 135L44 136V134H47V132H49L50 129L48 131L46 129H44L45 131L41 130V131H43V132H41V131H38L39 129H37V128H39V127L41 128V125L40 124H43V122H45L46 119H47V121L45 122V124H43L45 127H46V125H49L48 126V128H49L50 125L52 126L53 125L52 123H54V122L50 123V121H49L50 119L47 118L45 115H44L45 116V118H44V116H42L43 114H36V115L30 116L29 114H32V112L30 113L31 106L29 107L30 110H27L28 113H27V111H24ZM89 108L91 109V111H88V110H90ZM97 109H98V111H97ZM128 109L131 110L133 113L130 112ZM76 110L77 109L75 107L73 109V111L76 112ZM237 110H239V111H237ZM248 110H249V108L246 111H248ZM95 111H97V112H95ZM160 111H162V113H160ZM97 113H99V114H97ZM18 115H20V116H18ZM106 115H108V116H106ZM120 115H122V114H120ZM125 115H122V117L125 118L126 117ZM131 115L133 117H130ZM116 116L118 117L117 119L122 118L121 116L119 118V115H117V114L114 117L116 118ZM168 116L169 117L172 116L171 119ZM88 117H89V119H88ZM138 117H140V120H139ZM155 117H156V120H155ZM157 117H158V119H157ZM220 117H222V119H220ZM134 118H136V120ZM236 118H238L240 121L238 119H236ZM84 119H85V122H84ZM160 119H163V120H160ZM19 120L21 122L23 121L22 123L20 122V125L21 126L18 123ZM121 120H123V118ZM209 120H207V122ZM127 121H129V122H127ZM154 121H156V122H154ZM221 121H222V123L224 125L222 123L220 124ZM225 121L226 122L228 121L227 122L228 123V127H225V125H226L224 123ZM37 122H38V124H37ZM57 122H58V120H57ZM89 122H91V123H89ZM130 122H131V124H130ZM204 122H206V120ZM32 123L33 124L35 123V125H32ZM70 123L73 126H71ZM86 123H87V127L88 128L85 127L86 126ZM8 124L13 129L11 127H7ZM24 124H27L26 127L24 126ZM258 124H259L258 127H260V129H258L256 125H255L256 127L255 126L254 127L257 129V131L259 133L261 130H263L262 128L264 127V121L261 122V124L260 123H258ZM54 125L52 127H50V128L54 129ZM128 125H130V126H128ZM66 126H67V130H66ZM8 128H10V129H8ZM15 128L16 129L17 128H21V129H19L20 132L18 131V129L16 130ZM35 128H36L37 131L35 130ZM68 128H70L69 131H68ZM175 128H177V129L175 130ZM4 129H5L6 132H7V129H8L9 132H7V133L6 132H2V130H4ZM14 129H15L16 132H14ZM52 129L50 130V133H52V131H54ZM64 129H65V132H63ZM139 129H141V130H139ZM142 129H145V132L147 133V134H145L146 136H144V138L142 137L138 141V143H136L137 145L134 146L135 148L132 147V148L128 149V146L132 143V141H133L132 139H133L134 136H135V139L134 140H136V141L138 140L137 139L138 138L137 136H139L140 132H142ZM252 129L254 130V128H251V130ZM28 130H29V134H28ZM169 130H170V132L171 131L172 132L170 133ZM34 132L35 133L38 132V133L35 134ZM110 132H112V133L115 132L119 136L112 137L114 135V133L111 134ZM121 132H123V133H121ZM1 133L6 134V135H4L5 138L3 137V134H1ZM50 133H48V134H50ZM59 133H61V134H59ZM107 133H109V134H107ZM172 133H175L174 134L175 138H173V136H171ZM26 135H28V136L26 137ZM29 135H30V137H29ZM216 135L217 136H215L214 138H212V139L210 138L212 142H209V144L212 147H214V149L216 150V152H218L221 149L223 142L221 140V137L222 136L220 134H216ZM108 137H110V138H108ZM46 139H45V141H48ZM61 139H63V141ZM200 141H201V139L195 140V143L196 142L198 143ZM29 142L31 143V145H30ZM34 142H35V144H34ZM100 144H99V147L98 148H101L102 147V146H100ZM238 145H240V144H238ZM27 148H29V149H27ZM0 149L3 151L4 148H1L0 147ZM78 149L79 148H77V150ZM26 150H27L28 155L25 154L26 153ZM232 150H233V153H231ZM249 150L250 149L247 148V152ZM16 152H17V149H16ZM169 153L166 152V155L163 156L161 159H163L164 161L170 160L171 159V155ZM107 154H108V152H107ZM156 156H158V155H156ZM234 156H236V157H234ZM112 157L115 158L116 156H112ZM113 158L110 159V162H113ZM155 159H156V162H157V158H155ZM17 161H18V159H17ZM156 162L154 164H156ZM241 162H242V165H241ZM228 164H229V166H228ZM141 165H143L142 168H141ZM235 165H236V167H235ZM131 166L133 167L132 164H131ZM107 167L108 168H111V169L109 170V169H107ZM226 167H227V169H226ZM100 168H102L103 170H105V168H106V171H103ZM223 168H224V170L226 172L224 170L223 171L220 170V169H223ZM228 168H229V170H228ZM218 169H219V171H217ZM220 171H222V173ZM235 171H236L237 179L235 178L236 176L234 175ZM206 174L204 173V175H206ZM218 174H220V175H218ZM107 176H110V178L111 177L112 178L111 179L109 178L110 180H108L106 178ZM205 177L206 176H201V179L204 178L203 180H205ZM216 177H214V178H216ZM221 177H222V180H224L223 179L224 177L223 176H221ZM116 178H118V179L116 180ZM233 178L236 181V182L234 181V183L232 182V179ZM218 179L220 180V183H222L221 182L222 180L220 178H218ZM115 180H116V182H115ZM227 180H229V179H227ZM88 182L89 181L87 180V183ZM101 182H102V184L106 182L109 185H107V184L104 185L103 184L104 186H102ZM160 182L162 184H165L166 183V179L165 178H162L160 180ZM223 182H225V181H223ZM43 183H44V185H43ZM116 183H118V184H116ZM231 184H235V186L234 185H231ZM238 184H241L242 185L241 186V189L239 188L240 185L238 186ZM219 185H218V187H220L219 189H222L224 186H226V185L223 186L221 184H219ZM78 186H79V188H78ZM120 186H121V188H120ZM122 186L125 187V188H123ZM231 186L234 187V188H232ZM157 187L158 186H156L155 189H157ZM245 187L247 189H245ZM108 188L110 190H108ZM122 188H123V190H126L127 189L126 191H128L129 194L122 193V192H126V191H120V190H122ZM231 188H232V190H231ZM235 188L236 189L238 188V189L236 190ZM40 189H42V190H40ZM102 189L103 190H106V192L103 191ZM233 189H235V190H233ZM91 191H92V194H91ZM100 191H101V193H100ZM235 191H237V192L235 193ZM239 191H241L240 193H243V194H241L242 197L239 196V194H240ZM246 191H247V193H246V195H244V192H246ZM40 192H41V194H40ZM84 192H86V193L84 194ZM234 193L235 194H238V195H234ZM106 194H108V195H106ZM127 195H129V196H127ZM243 195H244V197H246L248 199L243 200V203H242L241 198L242 199L244 198ZM40 197H41V199H40ZM135 197L137 198V200H133V199H136ZM249 197H250V200H249ZM113 198H116V199H113ZM220 198H221V200H220ZM233 198L236 199V201L233 200ZM239 199L241 200V202H240ZM253 199H254V201H255V199L256 200L259 199L257 202L255 201L256 202V205H253V202L254 201L251 202ZM123 200L125 201V203H123V206H122V202H124ZM237 201L240 202V203H236ZM245 201H246V203H245ZM262 201H263V203H262ZM116 202H118V203L116 204ZM128 203H130V208L128 207L129 206ZM201 203L199 202L198 203L199 205L197 204L198 205L197 207H199V206L201 207V205H202ZM244 203H245V205H244ZM250 203H252V204H250ZM259 204H261L262 206L259 205ZM242 205H243V207H242ZM190 207H192V209H190ZM215 207H216V210H217V208L218 209L220 208L219 211L217 210V211L213 212L212 210L213 209L215 210ZM262 207H263V209L260 210V208H262ZM134 210H131V213L132 214H133V211ZM207 210H208V212H207ZM259 210L263 213L262 216H260L261 213L258 212ZM186 211H187L188 214L186 213ZM197 211L200 212L199 215H198V212ZM189 212L192 215H190ZM215 213H217V214H215ZM204 214L206 216H204ZM147 216H145L144 218L147 219ZM186 216H187V218H186ZM184 217H185V220H184ZM258 217H261V218H258ZM173 218H175L174 220H179V222H181V220L183 221V223H181V224H179V222L176 221L180 225V228L181 229L178 228L179 225L178 224H177L178 226L176 225V222L173 220ZM192 218H195V219H192ZM198 218H199V221L200 222L197 221ZM189 219H191V220L189 221ZM193 221L194 222H197V224L194 225L193 224ZM187 222H189V223H187ZM198 222H199V224H198ZM168 223H170V224H168ZM253 223H254V221H253ZM260 223L259 222H256L255 224L261 225V226L263 225L264 226L263 223L262 224H260ZM174 228L176 230H179L180 232L179 231H176ZM185 229H187L188 231L187 230L185 231ZM192 230H193V232H192ZM89 235H90V238H89ZM156 235H158V233L157 234H154V236H153V234L149 233V241L147 243V245L149 247L152 246L156 242V240H160L162 238L161 237L162 234H159L158 235V238L160 237L159 239H157V236ZM171 239H172V241H171ZM171 244L173 246H171ZM123 245H125V247ZM19 246H21V244ZM19 246L16 247V250L13 252V258L14 257L16 258L15 255H17V253H18V249L21 248V247L19 248ZM115 247L117 248L116 251H115ZM124 249H125V251H124ZM134 249H136V248H134ZM110 251H113L112 255H110V253H109ZM135 251H140L139 252L140 254L142 252V250H140L138 248L136 250H134V252ZM127 252L128 253L131 252V254L129 253L130 256H129V254ZM196 254L194 255L195 256V262H191L190 264H195V263L196 264H212L210 262V260L204 255L206 253H204V252H202V253L198 252V254L201 257H199L198 254L196 256ZM135 256H137V255H135ZM114 257L115 258H118L119 257L120 259L116 260ZM129 259H131V261ZM10 262H11V260H10ZM117 262H115V263L116 264H120V262L119 263H117ZM11 264H12V262H11ZM237 264H248V263L245 260L240 259V260L237 261Z\"/></svg>", "mask_w": 264, "mask_h": 264}, {"label": "crops", "instance_id": "crops-1", "mask_svg": "<svg viewBox=\"0 0 264 264\" xmlns=\"http://www.w3.org/2000/svg\"><path fill=\"white\" fill-rule=\"evenodd\" d=\"M32 49L34 50V51H39L38 50V47H36V46H32ZM36 51V52H37ZM136 62V61H135ZM135 62H133L132 63V65H135ZM130 65V64H129ZM169 65L171 66V69L173 70V64L171 63V62H169ZM28 66L30 67V68H32L33 70H37V71H40L41 70V65H40V62H39V60L36 58V57H30L29 59H28ZM128 66V65H127ZM130 68H132V66L130 67ZM40 69V70H39ZM127 69V68H126ZM126 69H123V74H126V72L128 71V70H126ZM130 70V69H129ZM131 73V72H130ZM175 74V73H174ZM188 74H190L189 73V70H188ZM174 83V82H173ZM67 101V100H66ZM181 122H182V120H181V116L179 117V119L177 120V122H176V125H177V128H178V126L181 124ZM177 128H175V130L177 129ZM100 136H102L103 137V134H101V135H99L98 137H100ZM215 136H217V135H214L212 138H214ZM211 138V139H212ZM135 139V136L133 137V139L132 140H134ZM211 139H210V142H212L211 141ZM128 141H129V137H126L125 136V140H124V145L125 146H127V144H128ZM163 147V146H162ZM166 152H168L169 153V151H168V149H166V148H155V150L153 151V157L152 158H149V159H145V164H144V167H146V164L147 165H154V163L156 162V155H159L160 156V158L161 157H163V156H165L166 155ZM130 159H131V163H132V165H133V167L134 168H138L139 166H138V164H137V161H138V159H139V157L137 156V154H136V151L135 150H133L131 153H130ZM118 178H116V180H117Z\"/></svg>", "mask_w": 264, "mask_h": 264}, {"label": "built area", "instance_id": "built-area-1", "mask_svg": "<svg viewBox=\"0 0 264 264\" xmlns=\"http://www.w3.org/2000/svg\"><path fill=\"white\" fill-rule=\"evenodd\" d=\"M44 172L49 173V179H48L46 186L43 190V197H42V199H44L43 206L45 207L47 202L51 199V195L53 193L55 183L58 181L60 175L64 174V172L66 174V170L62 169L60 165L58 166L57 162H49L41 169V174H43ZM66 177L70 181H72L71 175L67 174ZM19 252H18V254H19Z\"/></svg>", "mask_w": 264, "mask_h": 264}]
</instances>
